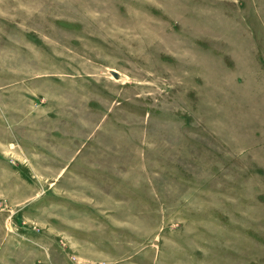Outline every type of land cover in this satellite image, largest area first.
<instances>
[{"label":"rangeland","instance_id":"1","mask_svg":"<svg viewBox=\"0 0 264 264\" xmlns=\"http://www.w3.org/2000/svg\"><path fill=\"white\" fill-rule=\"evenodd\" d=\"M0 264H264V0H0Z\"/></svg>","mask_w":264,"mask_h":264},{"label":"water","instance_id":"2","mask_svg":"<svg viewBox=\"0 0 264 264\" xmlns=\"http://www.w3.org/2000/svg\"><path fill=\"white\" fill-rule=\"evenodd\" d=\"M111 73H112V75L114 76V78H118V77H119L118 73H116V72H114V71H112Z\"/></svg>","mask_w":264,"mask_h":264}]
</instances>
